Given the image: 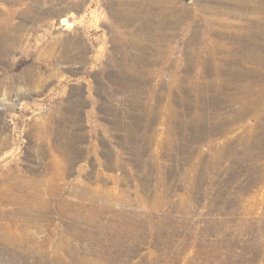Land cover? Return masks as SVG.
<instances>
[{
  "label": "rangeland",
  "instance_id": "374dc122",
  "mask_svg": "<svg viewBox=\"0 0 264 264\" xmlns=\"http://www.w3.org/2000/svg\"><path fill=\"white\" fill-rule=\"evenodd\" d=\"M0 24V264H264V0Z\"/></svg>",
  "mask_w": 264,
  "mask_h": 264
},
{
  "label": "bare ground",
  "instance_id": "6f19581e",
  "mask_svg": "<svg viewBox=\"0 0 264 264\" xmlns=\"http://www.w3.org/2000/svg\"><path fill=\"white\" fill-rule=\"evenodd\" d=\"M2 28H3V27H2V24H0V32L2 31ZM2 35H3V34H2ZM2 35H1V36H2ZM1 38H2V37H1ZM0 44H1V42H0ZM2 44H3V43H2ZM0 50H1V49H0ZM2 50H3V49H2Z\"/></svg>",
  "mask_w": 264,
  "mask_h": 264
}]
</instances>
